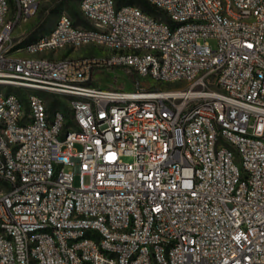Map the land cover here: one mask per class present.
<instances>
[{
	"label": "built area",
	"instance_id": "2783aa9c",
	"mask_svg": "<svg viewBox=\"0 0 264 264\" xmlns=\"http://www.w3.org/2000/svg\"><path fill=\"white\" fill-rule=\"evenodd\" d=\"M39 1L0 0V264H264V0H81L14 40Z\"/></svg>",
	"mask_w": 264,
	"mask_h": 264
},
{
	"label": "rangeland",
	"instance_id": "374dc122",
	"mask_svg": "<svg viewBox=\"0 0 264 264\" xmlns=\"http://www.w3.org/2000/svg\"><path fill=\"white\" fill-rule=\"evenodd\" d=\"M80 1L81 0H40L35 15L21 22L15 28L14 40L27 41L48 34L63 13L69 15L75 23L88 26V24L81 19L79 10ZM108 52H110L109 49L104 47L85 45L79 48L59 50L54 57L94 59L106 55ZM87 84L100 88L126 91L137 90L139 88L154 89L171 86L168 83L141 78L132 74L128 69L118 66H96ZM15 92L27 103V98L31 90L16 89ZM42 94L51 108L68 106L69 96H56L50 92H43ZM54 101L55 104L53 103ZM85 181L88 182V177H86ZM75 184H79L78 174L75 175Z\"/></svg>",
	"mask_w": 264,
	"mask_h": 264
},
{
	"label": "trees",
	"instance_id": "16d2710c",
	"mask_svg": "<svg viewBox=\"0 0 264 264\" xmlns=\"http://www.w3.org/2000/svg\"><path fill=\"white\" fill-rule=\"evenodd\" d=\"M117 3L118 4H121V3L134 4L135 3V4L140 5L143 8V10H145L146 12H149V13H152V14H156V15H159V16H161V15L163 16L164 15L162 11L158 10L148 0H117ZM53 103L55 104V101Z\"/></svg>",
	"mask_w": 264,
	"mask_h": 264
}]
</instances>
